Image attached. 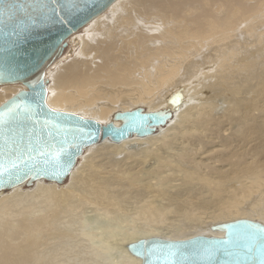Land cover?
Listing matches in <instances>:
<instances>
[{"label": "bare ground", "instance_id": "1", "mask_svg": "<svg viewBox=\"0 0 264 264\" xmlns=\"http://www.w3.org/2000/svg\"><path fill=\"white\" fill-rule=\"evenodd\" d=\"M104 11L52 67L50 107L106 122L132 104L176 98L175 116L88 152L63 187L36 179L1 195L0 264H73L46 245L55 221L75 214L131 216L103 240L119 246L120 264H141L128 250L140 239L221 237L216 224L264 220V97L249 96H264V0H115ZM3 85L0 105L20 91ZM215 92L226 96L220 104ZM58 229L52 236H72ZM88 255L76 264L101 254Z\"/></svg>", "mask_w": 264, "mask_h": 264}, {"label": "water", "instance_id": "2", "mask_svg": "<svg viewBox=\"0 0 264 264\" xmlns=\"http://www.w3.org/2000/svg\"><path fill=\"white\" fill-rule=\"evenodd\" d=\"M115 0H0V82L20 90L0 105V189L27 179H67L87 146L107 138L145 137L168 123L176 98L162 110L114 113V122L52 109L45 73L80 26ZM221 237L140 239L128 250L141 264H264V225L238 219L214 225Z\"/></svg>", "mask_w": 264, "mask_h": 264}, {"label": "rangeland", "instance_id": "3", "mask_svg": "<svg viewBox=\"0 0 264 264\" xmlns=\"http://www.w3.org/2000/svg\"><path fill=\"white\" fill-rule=\"evenodd\" d=\"M109 8L106 11H104L103 13H101L100 15H102L104 13H107ZM88 22H86L85 24L80 26L74 32V34H76L78 32L80 33L91 21L89 23ZM74 34L72 33L70 35V37L67 39V41L68 40L69 41L67 42V46H66L65 50H63V52L56 59H54V61L51 62L48 65V67L46 68L45 81L47 83V95H46L47 103H48V96H49V88L48 87H49V84L52 82L51 74H50L51 73V69H52V67L54 65H58V64H56V63H58V59L62 58L64 55H65L66 59H69L70 57H72L74 55V54H72L70 56H66V55H68V51H70V47H71L70 39L73 37ZM259 47H261V46L259 45L256 48H259ZM3 84L18 85V90L25 89V86L22 83H20V82H7V83H1L0 82V88L2 87L1 85H3ZM3 86H5V85H3ZM246 88L248 89V87H246ZM187 89H189V88L187 87L186 90ZM260 89H261V86H260ZM186 90H185V92H186ZM262 90L264 91V89H262ZM187 93H188V90H187ZM215 93L216 94H215L214 99H215V101L218 102V104H220L219 102H222V98H224L226 96H224V95H222V94H220L218 92H215ZM258 93H259V90L257 89L256 95L252 94V95H249V96L252 97V98L254 97L253 99L257 98V97L255 98V96L264 97L261 93L260 94H258ZM188 98L189 97H187V99ZM229 98H231V97H229ZM239 99L240 98H238V100ZM188 101H190V98H189ZM160 103H162V102L159 101V103L154 104V105H158ZM259 104L260 105L263 104V110H264V103L259 102ZM48 105L50 106L49 103H48ZM129 105H127V106L128 107L133 106V107H130V108H135V106L136 107L137 106H141L140 104H132L130 106ZM144 105H142V108L144 107L143 108L144 111L162 110L164 108V106H162L161 104H160V106H157L159 109L158 108H152V106H148L146 104H144ZM174 106H176V105H174ZM243 106H244V108L248 107V106L245 107V105H241V107H243ZM52 108H54V107H52ZM149 108H151V109H149ZM54 109L62 110V109H58V108H54ZM63 111H66V110L63 109ZM69 112H72V113H75V114H78V115H81L83 117L90 118V119H95V120L99 119V116H96V115L92 114V112H88V111H84V110H77L76 112L75 111H69ZM217 112H220V111H217ZM174 116H175V112L173 110L172 119L174 118ZM102 121H100V122L105 124V123L109 122L110 120L109 121L106 120V122H102ZM110 122H114V123L117 124V121L114 120V118L111 119ZM162 126H164V125L158 126L156 128L155 132H158L159 129H161ZM135 136H137V135L134 134V135H132L130 137H135ZM110 143L111 144H119V143H116V141H113L110 138H107V139H105V140H103V141H101L99 143L87 146L84 149L83 154L78 157L76 165L74 166V169L78 166V164H82L83 163V159L85 157L84 156L85 154H87L88 152H96L97 153V152L101 151L102 148L105 145H108ZM131 147L132 148H136V145H132ZM82 156H83V158H82ZM37 179L39 181L42 180V182H44L45 184H50V182H51V184H55L58 187H63L65 185H67V179L68 178L63 180V181H51V180H48V179H45V178H37ZM35 180L27 179L24 182H22V183H20L18 185H15L14 187H8V188L0 189V196L9 193L11 191V189H13V188L20 187V186H23V190H27L30 187H32V184H33V182ZM54 182H58V183H54ZM125 217H131V216H124L121 219H119L120 217L119 218L115 217L114 219H109V218H107L105 216H101V215H98V214H91V216H90V213H85V214H75L72 217V220H70L71 222L69 221V223H68V221H66L68 219V217H64L63 219H58V220L55 221V224L53 226V229H52L51 233H49V232L47 233L48 239H47V245L46 246L48 247V249H53V253L59 254L60 258L70 255L69 257L72 259V260H70V262H73V264L81 263L83 261L82 255L89 256L88 253L90 251L100 253L101 255H100V257H96V258H99V259H96L94 257L93 260H90L86 264H117L119 262V260H120V255L122 254L121 253V249L119 248V246L117 244H114L115 241L113 243L114 245L112 244L113 247L111 245L110 248L109 247L106 248V245H105L106 243L104 241L108 240V235H107L108 232L111 231L112 233H114V232H116V230L118 231V233L121 232L123 227H125L124 224H126V222L123 221ZM245 218L246 217H244V219ZM248 218L250 219L251 217L248 216L247 219ZM256 219H258V218H256ZM260 220L261 221H259V219H258L257 221L262 222L264 224V220H262V219H260ZM65 225H67L69 227L70 231L72 232V236L71 237H64V238L61 239V238L52 236L54 231L55 232H59L60 229H58V228H63V226H65ZM94 230L97 231V232H95ZM113 230H115V231H113ZM166 230H170V229L166 228ZM80 232L82 233L83 237L78 235V233H80ZM92 232H93V234H92ZM94 235H97V237L94 238ZM105 235L107 236V238H105L106 237ZM99 239H101V240H99ZM102 244H103V246H105L104 248H106V249L102 248V246H101ZM63 252H64V255H63ZM79 258H81V259H79ZM118 264H120V263H118Z\"/></svg>", "mask_w": 264, "mask_h": 264}]
</instances>
